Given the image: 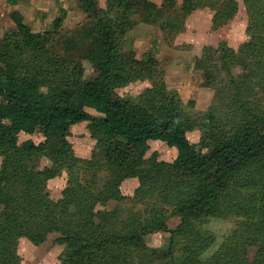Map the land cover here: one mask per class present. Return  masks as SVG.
Returning <instances> with one entry per match:
<instances>
[{"label":"trees","instance_id":"trees-1","mask_svg":"<svg viewBox=\"0 0 264 264\" xmlns=\"http://www.w3.org/2000/svg\"><path fill=\"white\" fill-rule=\"evenodd\" d=\"M98 1L77 0L88 23L65 50L52 42L66 10L42 33L19 11L10 15L15 28L0 42V264H20L21 238L39 246L53 233L64 247L61 264H264V0H242L248 40L237 50L221 42L196 58L214 91L196 118L167 88L157 59L126 48L129 31L154 25L169 40L203 8L217 30L234 20L239 0H183L182 16L171 0H105V8ZM78 44L80 58L67 57ZM82 60L96 77L85 79ZM144 80L151 87L135 98L116 92ZM80 123L95 140L89 158L76 156L68 140ZM196 129L200 139L191 143L187 133ZM22 132L43 140L19 144ZM150 141L175 148L176 159L147 158ZM63 175L61 196L52 199L47 184ZM129 179L138 183L131 196L121 191ZM109 202L116 206L97 208ZM233 217L217 244L211 221ZM151 233L166 235L165 247H147Z\"/></svg>","mask_w":264,"mask_h":264},{"label":"rangeland","instance_id":"rangeland-1","mask_svg":"<svg viewBox=\"0 0 264 264\" xmlns=\"http://www.w3.org/2000/svg\"><path fill=\"white\" fill-rule=\"evenodd\" d=\"M162 4L165 0H149ZM175 16H182L181 6L183 0H171ZM98 6L105 8V0H99ZM170 8V7H169ZM66 10V17L63 21L58 35L53 40V47L64 49L67 47V40H81V31L88 23L87 16L78 5L77 0H19L17 6H10L7 0H0V42L5 34L15 28L10 17L13 11H19L25 19L26 24L34 33L53 32V22L59 16L60 10ZM212 13L208 8L194 11L184 19V29L169 40L154 25L138 24L133 27L128 34L126 48L135 52L137 58L144 55L154 56L159 65L164 70V80L169 90L176 91L183 103L186 113L192 118L200 117L206 113L212 104L214 91L205 86L204 72L195 67L196 58L202 53L205 47L217 48L223 42L228 47L237 50L240 45L248 40L246 27L248 23L245 6L239 0V10L233 21L220 29L212 27ZM66 44V45H65ZM80 46L68 49L66 56L71 59H79L81 56ZM85 79L97 76V72L87 60H82ZM240 68H235L233 73H241ZM151 87L148 80L137 81L125 87L116 89L119 96L123 98H135L144 90ZM94 116L99 114L93 110H87ZM29 136L20 134L18 142L21 144ZM187 138L191 143H197L200 139V131L194 130L187 133ZM31 140L35 143L43 140L38 133L32 135ZM75 152L81 158H89L95 145V140L91 137L87 128V123L74 125L71 128V136L68 138ZM149 151L146 157H150L156 152L159 160L172 162L177 157V150L169 148L162 141L149 142ZM1 165V158H0ZM49 165L48 160L42 161V167ZM136 179H129L122 183L121 191L124 195H133L138 184ZM66 185L65 176L52 179L47 184V191L52 199H59L61 192ZM116 206V202H109L105 207L98 206V209L111 210ZM124 208L129 204L119 205ZM235 218L212 220L209 230L216 236L219 244L224 236L233 227ZM58 234H50L47 240L34 246L30 241L21 238L18 241L17 253L20 257V264H61L59 257L64 247L57 244L55 239ZM145 245L149 248L161 249L167 244V236L162 233H151L144 237ZM256 249L248 250V259L255 257Z\"/></svg>","mask_w":264,"mask_h":264},{"label":"crops","instance_id":"crops-1","mask_svg":"<svg viewBox=\"0 0 264 264\" xmlns=\"http://www.w3.org/2000/svg\"><path fill=\"white\" fill-rule=\"evenodd\" d=\"M81 124H83V123H81ZM78 125H79V124H78ZM75 126H76V125H75ZM72 127H73V126H72ZM20 134H24V135H26V136H29V137H28L29 139H31V137H32V135H28V134H25V133H23V132L20 133ZM20 134H19V135H20ZM25 140H28V139H25ZM25 140H24V141H25ZM39 141H42V140H39ZM150 142H151V141H150ZM136 183H137V181H136ZM137 184H138V183H137Z\"/></svg>","mask_w":264,"mask_h":264},{"label":"built area","instance_id":"built-area-1","mask_svg":"<svg viewBox=\"0 0 264 264\" xmlns=\"http://www.w3.org/2000/svg\"><path fill=\"white\" fill-rule=\"evenodd\" d=\"M2 100V97L0 96V101Z\"/></svg>","mask_w":264,"mask_h":264}]
</instances>
